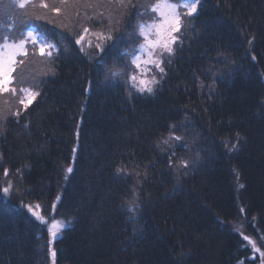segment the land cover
I'll return each mask as SVG.
<instances>
[{"label":"trees","instance_id":"trees-1","mask_svg":"<svg viewBox=\"0 0 264 264\" xmlns=\"http://www.w3.org/2000/svg\"><path fill=\"white\" fill-rule=\"evenodd\" d=\"M155 2L0 0V42L55 46L28 42L0 93V264H264V0H200L141 93L133 19ZM29 202L72 218L51 246Z\"/></svg>","mask_w":264,"mask_h":264},{"label":"snow or ice","instance_id":"snow-or-ice-1","mask_svg":"<svg viewBox=\"0 0 264 264\" xmlns=\"http://www.w3.org/2000/svg\"><path fill=\"white\" fill-rule=\"evenodd\" d=\"M19 8L23 9L26 7L27 0H13ZM200 0H156L155 3L149 6L150 11L156 14L157 19L153 20L151 23H140L137 26L136 34L138 37L142 38V42L139 43V53L131 58V64L135 66L136 72L132 74L129 79L133 83V87L136 88L138 92L153 93L154 86L158 83L155 76L151 79L146 78V73L151 71L152 68L149 65L158 69L161 74L165 72L164 67H162L163 60L161 57L164 53L172 55L174 53V45L178 42L179 37L176 35L181 31L182 26V15L193 16L197 12ZM47 7L46 4L42 5ZM180 9H184L183 14ZM55 12H59L60 9L53 7ZM84 33L87 34L89 29L85 28ZM38 33L28 31L26 33V38L19 40L17 43H9L7 38L3 44H0V93L16 94L17 88L12 87L14 84L13 72L15 70V65L17 63V57L27 56L26 44L31 42L33 45H38L39 52L41 56L52 55V50L55 48L53 44L47 42H41L38 40ZM100 41L111 40L112 37L104 36L102 33L96 34ZM84 40V35L76 41L80 44ZM91 46V42H89ZM97 49L104 51L101 43L95 45ZM22 62V61H21ZM116 75V73H113ZM19 91L23 94L20 99V103L27 108L29 104L35 99L38 93L32 91L31 88H20ZM179 139V137H177ZM235 147V146H233ZM187 166V165H185ZM67 172L71 173L72 168L69 167ZM5 175H8L7 170H5ZM10 187V185H9ZM9 187L3 189L4 193H8ZM28 211L31 212L41 223H45V218L40 215V213L33 209V206L27 205ZM39 209V205L35 206ZM64 225L58 221H53L49 226V234L52 240H55L58 233ZM248 239V237H245ZM255 248V244L253 243ZM256 251L260 252V248H255ZM53 257L55 252L52 253ZM261 256H264V252H261Z\"/></svg>","mask_w":264,"mask_h":264},{"label":"rangeland","instance_id":"rangeland-1","mask_svg":"<svg viewBox=\"0 0 264 264\" xmlns=\"http://www.w3.org/2000/svg\"><path fill=\"white\" fill-rule=\"evenodd\" d=\"M9 1H13V0H9ZM46 2V1H45ZM45 2H42V3H45ZM157 19V18H156ZM134 20H140V22L141 23H145V24H147V23H149L150 21H151V19L150 20H148L147 19V17L146 16H144L142 13H140L139 15H137L136 16V18L135 19H133V21ZM152 22V21H151ZM150 22V23H151ZM132 24H133V22L131 23V27H132ZM10 27V26H9ZM0 29L2 30V32H3V34H4V37L6 36V34H5V32H6V30H7V26H6V23H4V22H0ZM97 33H102V31H97V32H93V31H89L87 34H85V36H84V40L83 41H81V43L80 44H82V46L84 47V48H86L87 47V45H89V42H97V40H95V39H91V38H89V37H91L93 34H97ZM128 36H129V39L131 38L132 39V41L134 40V38H133V31H132V29L131 30H129L128 32ZM87 38H89V39H87ZM140 43L142 42V38L140 37ZM4 43V40H2L1 42H0V44H3ZM9 43H17V42H9ZM91 46H92V44H91ZM136 51H135V54H134V56L136 55V54H138L139 53V44H138V46L136 47ZM148 67H150V68H152V66H148ZM151 73V72H150ZM150 76H151V74H150ZM147 79H151V77L149 78V77H146ZM0 102H1V100H0ZM7 187V186H6ZM24 205V207H23V209L28 213V215L30 216H33V217H35L31 212H29L28 211V208L26 207L27 205H31V206H33V209L34 210H36V211H38L39 213H40V215H42L44 218H45V223H43L45 226H46V228H47V237H49V244H50V246L52 245V243H53V241L54 240H52V238H51V236H50V234H49V226H50V224L53 222V221H58V222H60V223H62L63 225H64V227L61 229V231L58 233V236L57 237H59V235L61 234V232L63 231V229L65 228V227H67V226H69L70 224H71V222H72V218L71 217H68V216H62V217H60V216H54L53 214H52V210L54 209V207H55V204H52L51 205V207L49 208V210L48 211H44L43 209H42V207H41V205H39V209H36L35 208V206L36 205H38V203H36V202H29V203H26V204H23ZM36 218V217H35ZM37 219V218H36ZM40 221V220H39ZM41 222V221H40ZM235 224H236V227L238 228V229H240V230H242V227H243V224L241 223V222H238L237 223V221L235 222ZM52 253H53V251H51L50 250V252H49V256H50V258H51V264H54V262H53V255H52Z\"/></svg>","mask_w":264,"mask_h":264}]
</instances>
